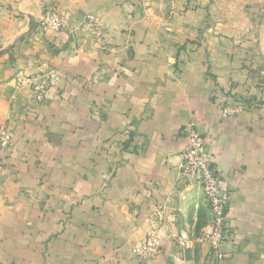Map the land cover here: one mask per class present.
<instances>
[{"label": "crops", "instance_id": "0c3cea01", "mask_svg": "<svg viewBox=\"0 0 264 264\" xmlns=\"http://www.w3.org/2000/svg\"><path fill=\"white\" fill-rule=\"evenodd\" d=\"M49 5L103 36L43 31ZM191 121L229 195L222 264H264V0L1 4L0 264H218L203 189L179 173ZM150 233L162 251L142 261Z\"/></svg>", "mask_w": 264, "mask_h": 264}, {"label": "built area", "instance_id": "2783aa9c", "mask_svg": "<svg viewBox=\"0 0 264 264\" xmlns=\"http://www.w3.org/2000/svg\"><path fill=\"white\" fill-rule=\"evenodd\" d=\"M69 15H60L56 12L49 14L44 19L45 26L51 31L59 32L65 28L69 21ZM53 75H43L35 78L32 84L33 97L37 103L46 100L48 89ZM185 136L188 141L187 149L181 154L179 173L190 183L196 181L202 187L206 202L212 213V224L206 229L200 238V243L208 247V260L222 264L226 259L225 244L230 241V228L227 216L229 195L224 191L223 175L212 162L204 156L205 139L197 129L195 121L187 124ZM12 145V138L7 127H0V151ZM177 243L184 249L191 247V241L186 232L180 231L175 236ZM162 251V240L153 233L134 250V253L142 261L155 259Z\"/></svg>", "mask_w": 264, "mask_h": 264}, {"label": "rangeland", "instance_id": "374dc122", "mask_svg": "<svg viewBox=\"0 0 264 264\" xmlns=\"http://www.w3.org/2000/svg\"><path fill=\"white\" fill-rule=\"evenodd\" d=\"M227 1L229 2V0H227ZM10 2H12V0H0V5L1 4L8 5ZM227 9H229V6L227 7ZM53 12H56V13H58L60 15H69L70 16L67 25L65 26V28H63V30H61L63 32H68L69 33V32H71V30H73V31L79 32L81 34L85 33L92 40H99L103 36V30H104L103 23L101 22V20L97 16H95V15L85 16L83 18L82 24H78L77 26H75V24H74V27H73L72 26V20L73 19H72L71 13L61 12L55 5L47 6L44 9L43 13H42V17L40 19V26L43 29V31H51L50 29H48V25L47 26L44 25L45 24L44 19H47L49 17V14H51ZM256 29H257V26H255V31H256ZM61 31H59V32H61ZM51 32H55L56 33V31H51ZM259 34L260 33L256 32V34L254 33L253 35L249 36L250 37L249 40L253 41V39H254V44L255 45H257V41H259ZM43 75H46V74H38L34 78L28 80V84H29V88H30L31 92H32V84H34V79L35 78H39L40 79V78L43 77ZM32 95H33V93H32ZM32 99H33V102L36 105H41V104L44 103V102L43 103H37L36 100L34 99V97H32ZM3 126H5V125H3ZM154 235H156V234H154Z\"/></svg>", "mask_w": 264, "mask_h": 264}]
</instances>
